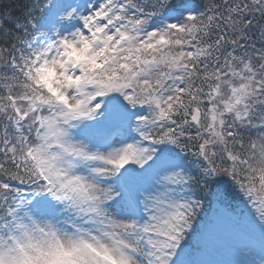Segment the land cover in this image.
Segmentation results:
<instances>
[{"label": "snow or ice", "instance_id": "snow-or-ice-1", "mask_svg": "<svg viewBox=\"0 0 264 264\" xmlns=\"http://www.w3.org/2000/svg\"><path fill=\"white\" fill-rule=\"evenodd\" d=\"M0 264H264V0H0Z\"/></svg>", "mask_w": 264, "mask_h": 264}, {"label": "trees", "instance_id": "trees-1", "mask_svg": "<svg viewBox=\"0 0 264 264\" xmlns=\"http://www.w3.org/2000/svg\"><path fill=\"white\" fill-rule=\"evenodd\" d=\"M14 2H15V0H3V4H11V3H14Z\"/></svg>", "mask_w": 264, "mask_h": 264}]
</instances>
